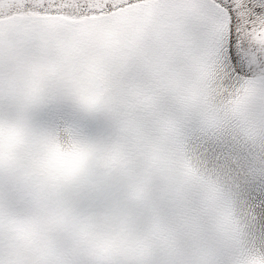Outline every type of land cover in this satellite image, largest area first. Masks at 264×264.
Here are the masks:
<instances>
[{"label": "snow or ice", "instance_id": "obj_1", "mask_svg": "<svg viewBox=\"0 0 264 264\" xmlns=\"http://www.w3.org/2000/svg\"><path fill=\"white\" fill-rule=\"evenodd\" d=\"M0 264H264V0H0Z\"/></svg>", "mask_w": 264, "mask_h": 264}]
</instances>
